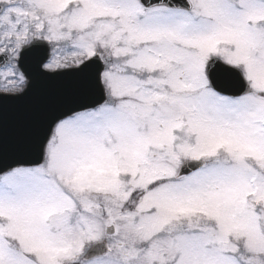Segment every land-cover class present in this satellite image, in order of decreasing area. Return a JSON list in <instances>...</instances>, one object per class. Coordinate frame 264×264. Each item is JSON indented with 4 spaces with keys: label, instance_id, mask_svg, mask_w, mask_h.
Wrapping results in <instances>:
<instances>
[{
    "label": "snow or ice",
    "instance_id": "obj_1",
    "mask_svg": "<svg viewBox=\"0 0 264 264\" xmlns=\"http://www.w3.org/2000/svg\"><path fill=\"white\" fill-rule=\"evenodd\" d=\"M0 264H264V0H0Z\"/></svg>",
    "mask_w": 264,
    "mask_h": 264
},
{
    "label": "water",
    "instance_id": "obj_2",
    "mask_svg": "<svg viewBox=\"0 0 264 264\" xmlns=\"http://www.w3.org/2000/svg\"><path fill=\"white\" fill-rule=\"evenodd\" d=\"M41 85L39 82H37L35 85H34V89H33V95H35V93L40 89Z\"/></svg>",
    "mask_w": 264,
    "mask_h": 264
}]
</instances>
